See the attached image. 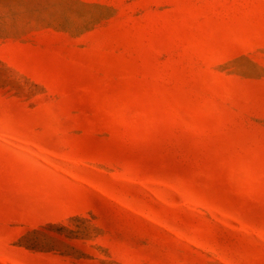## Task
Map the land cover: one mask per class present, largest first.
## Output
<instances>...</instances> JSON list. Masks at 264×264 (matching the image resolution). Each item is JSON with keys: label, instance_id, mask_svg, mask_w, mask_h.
I'll use <instances>...</instances> for the list:
<instances>
[{"label": "rangeland", "instance_id": "374dc122", "mask_svg": "<svg viewBox=\"0 0 264 264\" xmlns=\"http://www.w3.org/2000/svg\"><path fill=\"white\" fill-rule=\"evenodd\" d=\"M0 264H264V0H0Z\"/></svg>", "mask_w": 264, "mask_h": 264}]
</instances>
